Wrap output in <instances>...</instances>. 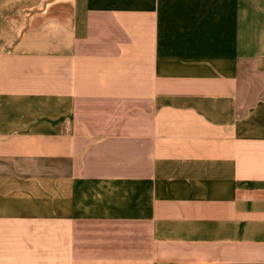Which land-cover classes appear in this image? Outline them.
I'll list each match as a JSON object with an SVG mask.
<instances>
[{"label":"crops","instance_id":"0c3cea01","mask_svg":"<svg viewBox=\"0 0 264 264\" xmlns=\"http://www.w3.org/2000/svg\"><path fill=\"white\" fill-rule=\"evenodd\" d=\"M0 264H264V0H0Z\"/></svg>","mask_w":264,"mask_h":264}]
</instances>
